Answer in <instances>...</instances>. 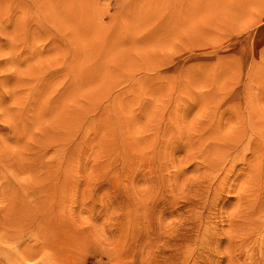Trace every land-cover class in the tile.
<instances>
[{"label": "rangeland", "instance_id": "1", "mask_svg": "<svg viewBox=\"0 0 264 264\" xmlns=\"http://www.w3.org/2000/svg\"><path fill=\"white\" fill-rule=\"evenodd\" d=\"M249 120L264 122V0H0V214L28 228L19 247L0 225V260L264 264V223L224 253L237 183L256 181L243 154L195 169ZM224 173L216 205L194 197Z\"/></svg>", "mask_w": 264, "mask_h": 264}, {"label": "bare ground", "instance_id": "2", "mask_svg": "<svg viewBox=\"0 0 264 264\" xmlns=\"http://www.w3.org/2000/svg\"><path fill=\"white\" fill-rule=\"evenodd\" d=\"M65 27L68 28V26H65ZM67 30L69 31V29ZM260 119H257V121ZM259 122L260 123H255V122L252 123L251 120H249V122L247 123L248 125L246 124L247 126L243 127L242 129H236L230 136L228 135L226 139L221 141L222 144L227 142L223 144L225 145V147L223 148L221 147V145H219L221 144L220 142L213 143V140H211L213 145H211L210 143V145H206L204 147L202 146L203 148H200L201 151H199V154L197 156L199 159L200 165L198 164V162L197 164L195 163V165H197L195 169L197 171L198 169L199 171L203 169L209 172H217V173L221 172L222 173V171H224L226 168L225 166L227 163L226 162L227 157H226V154L224 157H217L216 155L218 154V152L220 153L223 150L227 152H231L230 150H232V151H236L235 155H237L238 152H241V154H243V156L245 157L244 158L245 163H247L248 165L247 166L248 170L246 171H248L251 178L253 177L257 181V177H259L258 172H260L259 169H261L259 157L262 155V153H264V122L263 121L262 122L259 121ZM219 140L220 139H218V141ZM240 145H243V146H240ZM246 154H248L249 156L248 155L246 156ZM226 176L227 174H225V176H222V178H220L219 181H215V177L213 178V180H209L210 178L208 179V176L205 179H202L203 177L201 179L198 178V181L195 180V183L190 185L191 186L190 190L193 192L194 197H197V198H200V197L202 198L204 194L206 193H210V192L213 193L214 196L211 197V199L209 200L210 202L207 200V205L211 204L210 206H214L216 205V202L220 200V194H221L223 187L227 186V188L234 190V185L230 183L228 184V181H225ZM216 179H217V176H216ZM249 179H246L245 181H241L240 179V182L237 183L240 185V187L237 188V192H235V199L237 200V206H236V209L227 216V223L232 227V231L228 232L226 235L224 233L222 234L220 233L221 234L220 235L216 232L210 235V238L211 236H213V238L216 237L218 242L222 240L221 236L225 235V238L229 246L225 248L224 253L225 254L227 253V256L229 257L232 256V254L236 250V246L238 242L237 238L240 241L238 243V248H239L240 246L239 244L242 245L245 242V240H247L254 232L258 231V229L264 223V197H258L256 195L257 193L256 186L258 185H256V181H249ZM210 186H213L214 188L208 191V188ZM261 192L264 193V191H261ZM258 195L260 196L259 193ZM18 208H20L21 210L22 207L18 206ZM10 209L11 208H9L8 212H10ZM11 219L12 218L10 217V214H6V213L0 214V222H3V223H0V225H5V224L9 225L11 229L10 235L16 238L15 239L16 241L18 240L20 241L19 247H21L24 242V237L28 233V228L24 225L21 226V224H18L17 222H13ZM184 219H185V224H186V221H189L188 217L185 216ZM45 246L46 245H42V244L23 246V248L21 249L19 253H21L25 257H34L41 250H43V247ZM15 253L17 254L15 250L13 251V253L10 251H7L5 255L7 259H9V261L0 260V264H5L6 262H10V260L14 257ZM262 255H264V251L262 252Z\"/></svg>", "mask_w": 264, "mask_h": 264}]
</instances>
